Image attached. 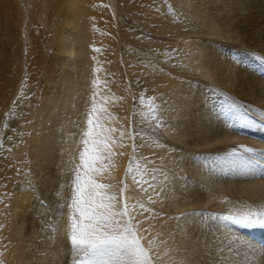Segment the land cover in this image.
I'll list each match as a JSON object with an SVG mask.
<instances>
[{"label": "bare ground", "instance_id": "6f19581e", "mask_svg": "<svg viewBox=\"0 0 264 264\" xmlns=\"http://www.w3.org/2000/svg\"><path fill=\"white\" fill-rule=\"evenodd\" d=\"M19 1L24 4L23 10ZM118 1L121 7L125 5L123 11L131 12L135 8L134 2L130 6V0ZM149 1L152 3L140 4L147 23L154 26L157 33L181 39L178 45L184 67L177 70L176 75L169 71L171 67L168 69V65L167 70H160L161 67L157 65L136 63L135 66L131 63L133 74L141 76L159 95L157 98L163 99V102L170 99L166 105L162 103L161 111L164 115L163 133L167 139L159 141L157 138L156 142L138 139L141 154L151 158L152 166L157 164L156 169L160 171V176L154 177L152 187L161 193L157 198L149 188V196L158 206L159 216H144L135 210L140 231L150 238L152 245H156L157 252L161 254V264H175V261L178 264H216L203 247L205 242L211 244L212 241L215 244L211 250L221 264H264V256H260L264 248L252 243L245 234L250 232L264 237V228L229 226L232 230L228 231L216 227L225 222L209 221L211 228L197 225L194 229L187 222L188 219L200 218L181 216L176 219L181 213L195 211L228 215L264 208V179L238 173L225 158L226 152L237 145L254 150L264 149V143L256 136L264 133V64L257 60V57L264 59V0H183L187 8L184 9L199 22L197 26L203 27L207 33L215 32L219 40L197 38L196 31L182 28L184 23L181 20L173 23V17L165 15L161 1ZM168 1L177 8L181 6L179 0ZM85 2L0 0V120L20 84L17 69L18 62L23 69L22 57L18 61L23 44L21 27L29 5V16L34 21L27 28L33 25L37 33L30 31L26 36L29 42L26 70L31 71L33 66L36 69L34 79L29 75L24 91L36 87L42 73L46 72L45 88L38 105L34 110L23 105L32 116L35 129L26 139V151L30 166L37 174L46 175V171H52L48 176L56 175L51 194L48 193L50 189L45 191L49 194L44 196L47 205L37 200L35 203L31 200L34 203L31 205L33 194L20 182L15 183L12 178L14 174H11L17 163L11 161L10 157L18 160L24 156L22 145H16L17 148L8 155L9 160L4 165V161L0 160V180L7 182L2 181L3 187L0 186V189L14 197L9 201L12 209L3 210L0 215L2 234L8 242V259L13 264H48L49 237L53 235L51 228L57 225L59 239H65L68 213L64 212L57 220L53 214L58 216L57 211L70 184L72 176L68 173L69 166H72L73 160H79V152L84 147L80 141L87 125L86 116H81V111L85 104L83 93L89 89L86 77L91 59L89 42H93L97 48L104 46V43L108 49L102 52L104 57L101 60L108 64H102L121 73L118 66L119 49L112 45L116 40L110 35L114 32H108V37L102 43L100 34L93 31L90 23L81 16L86 8ZM184 12L181 11V14ZM99 17L111 28L114 23L116 32L115 21L108 10ZM188 18L189 21L195 19L192 17L190 20L191 15ZM49 49L53 55H49L52 56L51 64L47 67ZM78 64L80 66L76 67ZM139 66L141 68H137ZM6 77H9L8 83ZM6 86L7 90L4 89ZM127 101L126 97L123 102L108 104L113 114L117 111L120 115L115 122L118 142L114 143L105 136L108 138L105 139L108 148L100 153L102 159L96 165L101 171L93 173L95 177L117 183L123 179L131 143L126 128ZM247 129L253 132L250 136ZM121 133H124L123 137ZM6 198L4 195V202ZM24 212L30 213L26 219ZM25 220L30 226L25 224ZM198 246L204 259H200L194 251ZM229 248L232 250L229 251Z\"/></svg>", "mask_w": 264, "mask_h": 264}, {"label": "rangeland", "instance_id": "374dc122", "mask_svg": "<svg viewBox=\"0 0 264 264\" xmlns=\"http://www.w3.org/2000/svg\"><path fill=\"white\" fill-rule=\"evenodd\" d=\"M157 1H161L164 4V11L166 12L165 15L172 16L173 23H178L181 20L180 22L184 23L182 28L183 29L191 28V30L196 31L197 32L196 35L199 36L196 37L199 39L219 40L215 32L207 33V31L202 29L203 27L197 26L199 22L198 21L196 22L195 16H193L190 12H189L190 14L187 12L186 10L187 8L185 5H183L185 7L178 6L177 8L172 4H169L171 2H169L168 0L167 1L157 0ZM130 2H131L130 6H132L133 2L135 3V8H133L132 9L133 11L131 12H127L125 10L123 11V9H125V5L121 7V4L119 3L118 0H86L85 2L86 8L83 11L84 14H81V16L83 17V20H87L90 23L93 31H96L97 33L100 34L101 41L104 38L108 37V32H110L111 30L114 32V34L112 33L110 35L114 36L113 39L116 40L115 43L112 45L115 46L116 50L119 49L118 66L121 69V73L119 71L114 72V70L109 69L108 67H106V65L102 64V62L108 64V62H106L105 60H101L104 57L102 52L108 49L103 43L104 41H102L104 46L99 48L93 46V42H89L90 44L89 55L91 59L89 61L90 69H88V71L86 72L87 84L89 89L87 88L88 92L85 91L83 93L85 104H83L82 106L81 116H86L85 119L87 120V112L92 107L91 97L93 92H96L97 93L95 97L96 104H97V108H99L98 111L100 110V112L96 113V116L99 118V123L101 125V128L96 129V131L99 132V138L101 140L105 141V136H107L108 138H111V140L114 141V143L115 142L117 143L118 136L116 135V132L118 131V127L115 126V122L120 115L118 114L117 111L115 112V114H113L112 111H110L108 104L111 102L113 103V101L114 103L123 102L127 97L129 101V102L127 101L129 103V107L127 112L126 128L128 129L129 135L131 137L130 138L131 143L129 145L128 156L126 158L124 175L122 179L124 181V185L121 184L122 180L120 181V183H117L115 180H107V179H102L100 177H95L93 173L92 175L93 178L96 179L98 182L109 185V187L104 191H106L109 194H115L117 196V202H116L117 210H119L121 207L119 190L122 186H126L127 190L124 193V195L129 198L128 200L129 207L131 208V205L134 203L136 204L143 203L146 208L151 209V212L150 213L145 212L142 215L157 217L159 216L158 214H160L157 208L158 206L155 205L154 203H149L148 197L150 195L149 184L152 185V181L154 177L158 178L160 176L159 173L160 171L158 168L156 169L157 164H154L152 166L151 163L153 162L151 158L149 159V157L144 153L141 154V152L138 149V139H141L143 141L156 142L158 139L159 141H164L165 139H167V137L163 133L164 130L163 126L160 127L159 129L156 127L154 120L150 118L145 119V117L150 116V114L148 113L147 108L142 106L139 103V101L141 96H144L145 104H147L148 103L147 98L151 97L154 99L155 104L160 106V109L162 111V103L166 105L170 101V99L168 98L167 102H163V99L157 98L159 97V95L156 94V91L152 89L143 80L141 76L133 74V71L131 70V66L132 64L135 65L136 63H140L142 65L152 64V65H157L158 67L160 66L161 67V68L159 67L160 70L162 68L163 70L164 69L167 70V68L170 69L171 67V69H173L174 72L171 69L169 71H172V74H176V73L178 74L177 70L179 69L182 70V68L184 67L180 59L181 48L178 45V43L182 41L178 37H170L166 35L168 37L167 38L164 34L157 33L154 29V26L149 25L147 23L146 21L147 17H145V14L141 9L142 6L140 4L142 2L152 3L151 1L140 0V2L137 3L136 1L130 0ZM19 5H20V9L23 10L24 4L22 1H19ZM179 7L181 9H179ZM105 10H108L111 19L115 21L117 28L116 32H115L114 23H113V28H111V26H108L107 24L104 23L105 20L103 18L99 17L101 14L105 12ZM180 10L182 12H184L183 10H186L183 13L184 15L181 14ZM30 13H31V7L28 5L27 10L24 13L26 19L23 20V26L21 27L23 34V44L21 45L19 51L18 61H20V58L22 57L23 69L20 65V62H18V69H17V71L19 72L20 84L18 86V90L16 91L14 97L9 103L6 112L3 114L2 119L0 120V160H2V162L4 161L3 162L4 165L5 161L9 160L8 155H11L14 149H16L18 145H19L18 147H20L21 144L22 147L24 148V156H22L18 160H15L13 159V157L12 158L10 157L11 161L17 163L16 168H13L14 171L11 172L12 175L14 174L12 178L15 183L20 182L19 183L20 185L26 186L27 189L30 190L31 195L33 194L32 198L30 199L31 205L34 204L37 200L38 202L40 201L42 204H44V206H46L47 203L44 202V196L45 195L49 196L48 193L51 194V187L53 186V183H55L54 179H56V175L54 173L53 177L52 176L49 177L48 175H50L52 171L51 173H47L46 171V175L37 174V172L33 170L32 167L30 166V162L28 160L29 158L27 156L28 153L26 151L27 149L26 139L27 140L29 139V135L32 134L33 131H35V129H34V124L32 122L33 121L32 116L29 115L27 108L24 109V107L27 106L28 108L30 107L31 109L34 110L35 107L38 105L39 101L41 100L40 99L41 92L45 88L44 73L46 72L45 70V72L42 73L43 75L38 80L36 87L31 88L27 92L24 91L25 85L28 82L29 75H31L34 79L33 74H35L34 70L36 69V66H33L31 71L26 70L28 64L27 48L29 46L28 38L26 36L27 33H29L30 31L31 32L35 31L34 32L35 34L37 33V30L34 29L33 25H31L32 27L29 26L30 28L29 27L27 28L28 24L34 21V19L29 16ZM185 13L188 15H186ZM190 15H191L190 20L192 19V17L195 18L192 19L194 22L192 20H191L192 22L188 20L189 19L188 17H190ZM183 18L184 20H182ZM91 39L92 37H90V40ZM49 55H53V52L50 49L46 57L47 59L45 66L47 67L51 64L50 58L52 56ZM99 56L101 57L99 58ZM257 60L258 63L264 64L263 58L257 57ZM166 65H168L167 68ZM79 66L80 65L78 64L76 67ZM137 68H141V67L139 66ZM11 70L14 69L12 68ZM6 81L8 83L9 77H6ZM93 81H97L96 86H93L92 83ZM4 89L7 90L8 87L6 86L4 87ZM71 104L72 102L70 103V105ZM18 105L20 106L17 107ZM23 105L25 106L23 107ZM161 111L158 112L157 115H160ZM110 122H112L113 126ZM109 129H115V131H108ZM58 133L60 132L58 131ZM252 133L253 132H248V136H250ZM133 143L136 146L135 151H133V147H132ZM255 150L264 151V149L261 150L259 148ZM79 162H80L79 160H77V162L73 160L72 163L70 164L72 166L71 167L69 166L68 173L71 176H72L71 170L74 169L75 166L79 164ZM129 165H131L132 168L131 173L127 171ZM0 167H1V161H0ZM134 178L136 180H142L143 183L138 186L136 183L133 182ZM71 180L69 179L70 184L66 188L67 191H66V195L64 196L63 202H61V208L59 209V211H57L58 216L56 215V213L53 214V217H55L56 220L59 217H61V215H63L64 212H67L69 216L70 210L67 205L70 203L72 196ZM2 181L3 180L1 179L0 186H2L3 182L7 183L6 181L3 182ZM30 184L34 185L35 188L30 189L29 187ZM47 189H50L48 193L45 192ZM145 189L147 190L146 193L144 191ZM4 195L5 197H7L6 198L7 200H5V202L2 199ZM10 199L14 200L13 194H11L10 192H5L4 189L3 190L0 189V215L3 213V210L8 211L9 209H12L9 203ZM31 200L32 201L34 200V203ZM136 210H139V208L137 207ZM131 215L135 217V220L133 221V224L135 225L136 221H139L138 218L136 217L135 211H132ZM24 216H25L24 219H26L27 216H30V213L24 212ZM26 221L27 220H25V224L27 226H30L29 223ZM136 230L139 235L144 237V239L141 241L143 246L146 249H149L150 251L154 250L155 254L159 255V259L154 260V264H161L162 261V258L160 256L161 254L157 252L156 245H152L149 243L150 238H146L144 234L140 231V223L137 225ZM37 238L38 237L36 236L35 240H37ZM252 243L257 245L254 241H252ZM7 244L8 242L6 241L5 237L2 234V228H0V260H3L4 264H13L10 263L8 259L9 254H8ZM150 247L152 248L154 247V248L150 249ZM175 264H178V262L175 261Z\"/></svg>", "mask_w": 264, "mask_h": 264}, {"label": "snow or ice", "instance_id": "6c2138e0", "mask_svg": "<svg viewBox=\"0 0 264 264\" xmlns=\"http://www.w3.org/2000/svg\"><path fill=\"white\" fill-rule=\"evenodd\" d=\"M181 6L183 0H179ZM171 10V9H170ZM93 86L97 85V81H93ZM97 93L93 92L91 100L92 107L87 112L86 130L83 132V139L80 141L83 148L79 152V164L72 169V196L71 201L67 205L69 208L68 228L64 240L59 239L58 225L51 228L53 235L49 237L50 244L47 251L48 264H154V260L159 259V255L154 250L146 249L141 241L143 236L139 235L136 227L140 223L131 215L137 207L139 214L151 212L150 208H146L143 203H134L129 207V198L124 195L126 186L120 188L119 210L116 209L117 196L109 194L105 189L109 187L104 183L98 182L93 178L92 173H98L101 168L97 167V163L101 161L102 153L108 148L107 143L99 138V132L96 129L101 128L99 118L96 116L98 112L96 97ZM148 103L145 104V97L141 96L139 103L146 107L150 116L145 119L155 121L156 127H162L164 116L160 106L156 105L154 99L149 97ZM234 108L233 105H229ZM135 108V106H134ZM131 126V125H130ZM246 127V125H245ZM108 131H115L109 129ZM124 133H121L123 137ZM108 139V138H105ZM102 145V147H101ZM124 147L123 144L120 145ZM135 151V144L132 145ZM110 152V150H109ZM111 154V153H110ZM123 155V153H120ZM225 158L229 166L234 168L238 173L243 175L259 176L264 179V151H257L244 145H237L226 152ZM127 171L131 173L132 168L129 165ZM134 183L138 186L143 183L142 180H136ZM124 185V181H121ZM30 189H34V185H29ZM153 193L158 198L160 192L156 191L151 184ZM145 193L147 190H144ZM149 203H154L152 196L148 197ZM200 218V220L188 219V223L195 227L211 228L209 221H222V225H216L217 228L223 227L231 231L235 228H264V208L260 210H248L237 214L220 215L215 213H206L203 211H195L191 213H181L176 219ZM203 222H200V221ZM3 225H0L2 228ZM151 244L152 242L149 241ZM211 244L205 242L203 245L207 256L212 257L216 264H221L213 255ZM199 247L194 249L196 255L200 259ZM232 249L229 248V251ZM260 256H264V252H260ZM0 264H4L0 260Z\"/></svg>", "mask_w": 264, "mask_h": 264}]
</instances>
